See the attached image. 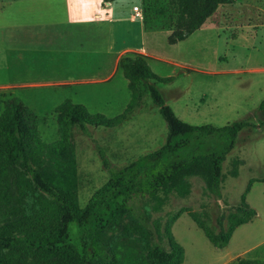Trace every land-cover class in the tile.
Segmentation results:
<instances>
[{"label":"trees","instance_id":"trees-1","mask_svg":"<svg viewBox=\"0 0 264 264\" xmlns=\"http://www.w3.org/2000/svg\"><path fill=\"white\" fill-rule=\"evenodd\" d=\"M155 4L160 0H152ZM236 0H163L174 44L200 28L219 5ZM149 23V9L143 10ZM150 27V26H149ZM128 80L130 99L124 110L112 117L89 112L81 103L64 99L55 107L58 138L46 142L36 126L37 115L19 98L11 96L0 111V264H181L184 249L164 227L166 246L155 241L145 215L133 216L130 200L149 197L157 206L172 190L182 193L189 174L200 176L209 191L221 197L222 162L246 127H264V98L257 109V123L249 118L221 126L191 124L180 119L165 102L155 82H170L173 76L156 74L144 55L120 58ZM148 90L166 123V137L156 149L121 166H108V178L91 194L84 206L77 199L74 160V127L113 128L140 106ZM218 141L203 149L207 141ZM236 172V171H234ZM251 182L248 183L247 189ZM162 193V194H160ZM163 195V196H161ZM156 206V207H157ZM188 214L210 243L225 247L234 229L246 223L256 210L247 202L227 215V226L213 230L197 215ZM73 224L75 242L71 240ZM158 237L160 232L156 228ZM236 264H264L239 257Z\"/></svg>","mask_w":264,"mask_h":264},{"label":"rangeland","instance_id":"rangeland-1","mask_svg":"<svg viewBox=\"0 0 264 264\" xmlns=\"http://www.w3.org/2000/svg\"><path fill=\"white\" fill-rule=\"evenodd\" d=\"M250 1L252 5L249 0H236L238 4L235 6L234 3L226 4L231 9L218 10L212 18L216 23L212 26L207 23L186 43L178 47L165 43V48L158 47L160 54L179 62L157 61L152 65L158 75L173 76L170 82H155V85L165 102L183 121L221 126L246 118L257 123L261 118L262 113L257 107L264 98V0ZM144 8L149 9L148 26L162 29L166 22L163 0L155 4L152 0H143L142 13ZM185 50L187 54L183 53ZM180 63L186 65L181 67ZM144 88L140 103L142 109H138V106L134 110L133 119L125 120L116 128L89 126L83 132L78 126L74 127L73 150L80 206H84L95 189L107 180L108 166L127 164L164 142L166 123L146 86ZM15 94L12 90H0V110L6 99L17 97ZM81 104L89 112L94 111L92 104ZM26 105L37 115L36 126L40 137L46 142L57 139L54 108L40 103ZM136 111L142 113L140 119ZM215 142L218 141H207L203 149L212 148ZM262 179L264 127H246L238 133L234 147L222 162L220 198L209 191L200 176L189 174L185 177V190L182 193L170 191L162 197L158 206L149 197H133L130 200L132 215H145L155 241L164 247V227L168 221H172L171 231L184 249L181 264H236L239 257L264 262ZM249 181L252 183L245 192ZM244 195L246 202L256 210V216L238 225L225 247L213 246L188 212H194L199 219L218 231L221 228L218 219L226 227L227 215L241 204ZM73 227L71 224L70 236L75 242ZM256 246V253L253 250L246 254Z\"/></svg>","mask_w":264,"mask_h":264},{"label":"crops","instance_id":"crops-1","mask_svg":"<svg viewBox=\"0 0 264 264\" xmlns=\"http://www.w3.org/2000/svg\"><path fill=\"white\" fill-rule=\"evenodd\" d=\"M226 4L232 3L219 5L200 28L173 45L186 43L207 23H216L212 18L218 10L231 9ZM142 5L143 0H0V90H12L26 104H48L54 110L69 99L90 103L93 112L108 117L120 113L130 99L121 57L140 53L152 70L157 61L179 63L159 53L158 47L169 44V30L146 26ZM135 114L141 118L142 113ZM257 247L246 254L256 253Z\"/></svg>","mask_w":264,"mask_h":264},{"label":"built area","instance_id":"built-area-1","mask_svg":"<svg viewBox=\"0 0 264 264\" xmlns=\"http://www.w3.org/2000/svg\"><path fill=\"white\" fill-rule=\"evenodd\" d=\"M133 9L136 11V12H138V7L137 6H133Z\"/></svg>","mask_w":264,"mask_h":264}]
</instances>
